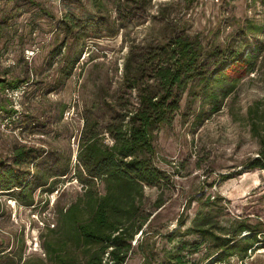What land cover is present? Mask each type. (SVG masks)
Masks as SVG:
<instances>
[{"label": "rangeland", "instance_id": "374dc122", "mask_svg": "<svg viewBox=\"0 0 264 264\" xmlns=\"http://www.w3.org/2000/svg\"><path fill=\"white\" fill-rule=\"evenodd\" d=\"M175 34L203 45L207 76L239 53L249 54L248 67L228 70L226 80L237 81L223 100L220 91L217 101L207 98L200 78L180 93L173 123L155 140L154 163L170 182L145 186L138 213L148 220L127 264L172 257L186 264H264V244L243 259L216 263L214 247L196 232L207 225L231 235L239 221L264 227V169L249 166L262 150L249 110L264 109V0H0V79L6 81L0 86V178L12 168L22 183L0 190V264L45 258L43 236L84 192L75 174L86 119L105 124L129 97L136 104L137 91L124 85L126 70L136 72L149 47ZM81 50L64 79L67 56ZM16 81L21 87L12 89ZM20 151L26 163L15 165ZM65 168L69 173L60 176ZM98 187L103 193V184Z\"/></svg>", "mask_w": 264, "mask_h": 264}, {"label": "trees", "instance_id": "16d2710c", "mask_svg": "<svg viewBox=\"0 0 264 264\" xmlns=\"http://www.w3.org/2000/svg\"><path fill=\"white\" fill-rule=\"evenodd\" d=\"M251 30L259 32L262 29L253 27ZM81 38L79 34L78 41ZM82 51L67 56L65 72L62 73L64 79L72 75ZM248 56L246 53L231 55L229 62L207 76L204 48L197 40L185 34H175L166 43L149 47L140 57L143 63H139L132 74L127 69L124 80L130 92L137 91L138 102L132 103L129 97L122 109L111 111L105 124L95 118L86 119L75 174L84 192L58 212L57 225L43 236L45 258L32 257L23 264H127L132 241L148 220L147 215L139 216L138 213V206L143 204L145 186L161 187L170 182L167 172L154 163L158 130L173 123L180 108V93L195 78L206 83L203 92L207 98L217 101L218 91L223 93L222 100L229 96L237 80H226V73L237 66L248 67ZM0 86H6V81L0 79ZM9 86L19 89L21 82H12ZM249 116L253 119V133L262 147L260 157L249 166L264 169V109L261 110V105L251 107ZM198 117L203 118L202 115ZM106 138L111 143H106ZM33 153V150L28 152L29 156ZM23 155L24 151L18 152L19 160L15 165L26 163ZM68 173L69 169L65 168L60 176ZM223 178L228 180L231 175ZM0 182L4 183L2 191H11L22 184L12 168L5 172ZM98 183L103 184V193ZM206 226H199L196 232L214 247L210 255H216V263L229 261L236 255L243 259L264 244L261 223L252 225L239 221L231 235H220ZM245 232H249V237L240 238ZM2 254L0 251V261L4 259ZM170 260L163 264H186L180 257Z\"/></svg>", "mask_w": 264, "mask_h": 264}]
</instances>
